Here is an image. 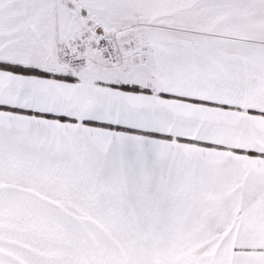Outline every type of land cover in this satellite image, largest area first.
<instances>
[{
	"label": "snow or ice",
	"instance_id": "snow-or-ice-1",
	"mask_svg": "<svg viewBox=\"0 0 264 264\" xmlns=\"http://www.w3.org/2000/svg\"><path fill=\"white\" fill-rule=\"evenodd\" d=\"M0 264H264V0H0Z\"/></svg>",
	"mask_w": 264,
	"mask_h": 264
}]
</instances>
